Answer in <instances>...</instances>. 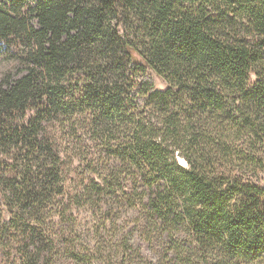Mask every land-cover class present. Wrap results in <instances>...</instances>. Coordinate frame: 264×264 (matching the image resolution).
Here are the masks:
<instances>
[{
    "label": "trees",
    "instance_id": "1",
    "mask_svg": "<svg viewBox=\"0 0 264 264\" xmlns=\"http://www.w3.org/2000/svg\"><path fill=\"white\" fill-rule=\"evenodd\" d=\"M0 56L2 264H264V0H0Z\"/></svg>",
    "mask_w": 264,
    "mask_h": 264
},
{
    "label": "rangeland",
    "instance_id": "2",
    "mask_svg": "<svg viewBox=\"0 0 264 264\" xmlns=\"http://www.w3.org/2000/svg\"><path fill=\"white\" fill-rule=\"evenodd\" d=\"M12 67V64L8 63L6 60H4L1 56H0V76L3 74L4 71H7L9 68ZM150 73L152 74L154 80H155V85L158 89H166L167 88V84L166 82L163 80V78H161L159 75H157L156 73H154L153 71H150ZM181 163L186 164L185 160L183 158H179ZM264 179V178H263ZM263 186H264V180L262 182H260ZM124 207L125 209L128 210L129 207V199L124 203ZM75 208V207H74ZM81 212L79 213L80 215H78V221L81 224H85L87 226H89V224H93L95 222V220L97 221V223L99 222L96 218H100V214L102 213V211H98V208H94V207H79ZM136 216L134 214H132V211L129 208L128 212H124L122 214L121 220L117 221L118 224V233H119V237H116L114 240H118L120 239V235H128L129 238H131L132 234L136 233L138 230H142L143 227H141L139 221L136 220L135 218ZM56 222H60L56 217H55ZM102 221H104V218L101 219ZM103 224V223H101ZM82 227V226H81ZM79 230H82L79 229ZM141 242V244L145 245V249L146 252L145 254L150 255L151 257H154V254L151 253V248L149 247V243L148 241L145 242L144 240L139 241L138 243ZM86 245L84 242H80L77 244L78 248L82 247V248H86ZM0 264H2L0 262Z\"/></svg>",
    "mask_w": 264,
    "mask_h": 264
}]
</instances>
